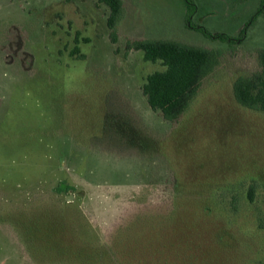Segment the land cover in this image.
Listing matches in <instances>:
<instances>
[{
    "label": "rangeland",
    "instance_id": "374dc122",
    "mask_svg": "<svg viewBox=\"0 0 264 264\" xmlns=\"http://www.w3.org/2000/svg\"><path fill=\"white\" fill-rule=\"evenodd\" d=\"M121 2L110 29L100 0H0V264H264V115L232 95L264 0ZM143 40L220 55L174 123Z\"/></svg>",
    "mask_w": 264,
    "mask_h": 264
},
{
    "label": "trees",
    "instance_id": "16d2710c",
    "mask_svg": "<svg viewBox=\"0 0 264 264\" xmlns=\"http://www.w3.org/2000/svg\"><path fill=\"white\" fill-rule=\"evenodd\" d=\"M108 9L109 16L107 25L113 29L122 13L121 0H100ZM186 5L187 0H184ZM264 5V2H263ZM263 5L256 11L254 16L240 31L244 30L254 22L255 18L263 12ZM189 24V21H187ZM197 29L204 37L210 40L229 41L232 44L236 39L222 34H210L202 27ZM134 50L141 51L148 62H160L163 71L154 72L147 76L141 91L149 108L160 113L162 118L174 123L186 112L189 104L196 96L203 79L213 71L218 63L219 53L217 51L202 47L183 44L169 40H143L132 43ZM259 72L249 76H239L232 83V95L235 102L250 111L260 112L264 115V50L258 52ZM71 187L60 183L56 192H67ZM254 191L250 185L249 195Z\"/></svg>",
    "mask_w": 264,
    "mask_h": 264
},
{
    "label": "flooded vegetation",
    "instance_id": "af4514ba",
    "mask_svg": "<svg viewBox=\"0 0 264 264\" xmlns=\"http://www.w3.org/2000/svg\"><path fill=\"white\" fill-rule=\"evenodd\" d=\"M187 27L189 28L190 24L187 23ZM189 29H191V28H189ZM245 32H246V30H244V34H245ZM229 39H231V38L229 37ZM236 40H237L236 42H239L241 39H236Z\"/></svg>",
    "mask_w": 264,
    "mask_h": 264
}]
</instances>
